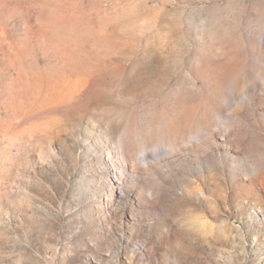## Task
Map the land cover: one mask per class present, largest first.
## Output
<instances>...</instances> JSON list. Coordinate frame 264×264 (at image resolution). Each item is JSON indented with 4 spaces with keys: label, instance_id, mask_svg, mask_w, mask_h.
<instances>
[{
    "label": "rangeland",
    "instance_id": "rangeland-1",
    "mask_svg": "<svg viewBox=\"0 0 264 264\" xmlns=\"http://www.w3.org/2000/svg\"><path fill=\"white\" fill-rule=\"evenodd\" d=\"M0 264H264V0H0Z\"/></svg>",
    "mask_w": 264,
    "mask_h": 264
},
{
    "label": "bare ground",
    "instance_id": "bare-ground-1",
    "mask_svg": "<svg viewBox=\"0 0 264 264\" xmlns=\"http://www.w3.org/2000/svg\"><path fill=\"white\" fill-rule=\"evenodd\" d=\"M185 110V109H184ZM174 118H176V117H174ZM186 118V117H185ZM176 120V119H175ZM167 127L169 128V129H171L172 127H173V125H174V122H173V118H167ZM184 122H185V120H184ZM183 121L180 123V124H183L184 123ZM176 123V122H175ZM187 124H188V121L187 122H185V125L187 126ZM183 126V125H182Z\"/></svg>",
    "mask_w": 264,
    "mask_h": 264
}]
</instances>
